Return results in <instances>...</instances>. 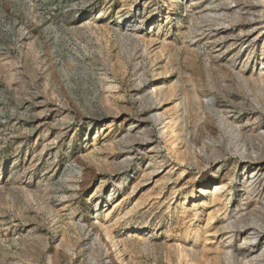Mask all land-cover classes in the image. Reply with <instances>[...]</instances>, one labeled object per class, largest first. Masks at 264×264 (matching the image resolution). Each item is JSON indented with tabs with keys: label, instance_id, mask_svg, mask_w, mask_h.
<instances>
[{
	"label": "rangeland",
	"instance_id": "1",
	"mask_svg": "<svg viewBox=\"0 0 264 264\" xmlns=\"http://www.w3.org/2000/svg\"><path fill=\"white\" fill-rule=\"evenodd\" d=\"M245 1L0 0V264H122L105 231L128 264H254L249 243L264 264V171L245 183L238 157L264 149Z\"/></svg>",
	"mask_w": 264,
	"mask_h": 264
},
{
	"label": "bare ground",
	"instance_id": "2",
	"mask_svg": "<svg viewBox=\"0 0 264 264\" xmlns=\"http://www.w3.org/2000/svg\"><path fill=\"white\" fill-rule=\"evenodd\" d=\"M235 1V0H233ZM247 3V7H245V11H244V14L243 15V20L244 21H241L239 24L243 25L246 27V30L245 31H241V33H246L249 34L252 30H255L256 28H263L264 27V10H260L258 14H255V9L257 8V6H259L261 3H258V2H254V0H246L245 1ZM262 9H264V2L262 4ZM233 9V10H232ZM220 11H226L225 13H223V15L225 14H229V17L231 16V20L235 21V22H238L237 19L240 18L241 14L240 11L244 10V7L242 9H239V10H234V8L231 6H227L226 4H224L222 6V8L219 9ZM218 9L214 8V9H211L209 8L208 11L210 12V14H214L216 15L219 11ZM228 11H230L228 13ZM204 11H202L200 14H202ZM126 16V15H125ZM203 16L204 17H210L208 14H204L203 13ZM123 20H126V18H118L115 22L118 23V22H122ZM213 20H219V18H214ZM263 25V26H262ZM217 34H219L217 32ZM211 100V99H210ZM27 120H31V118H26ZM235 131H237V126H235ZM240 132L237 131L236 134L237 135H240L239 134ZM257 147H255L256 149ZM239 150V153H238V157L243 161V162H246L245 160H247V162H249V164H255L257 165L256 168H258L259 170L256 172V173H250L247 175V179L245 181V183H247V181H251V180H254V182L256 181V179L259 177V175L261 173H263V168L260 164V162L262 161V159L264 158V149H257V150H261L260 152H258L257 150L255 152H258L255 153L253 151V148L251 149V151H247L246 149V146L245 145H241L240 148H238ZM252 152L256 155H253ZM248 167V166H247ZM249 169H251V167H249ZM224 185L222 183H217V184H214V187H213V190L211 191L212 192V200L211 202H216L218 200H220V196L218 194L219 191H223L224 192ZM199 191H201V189H199ZM188 196V199H191L193 197V194L190 193ZM262 207L264 208V205L261 204ZM261 222L264 223V220L261 218L260 219ZM239 221H237L236 218H233V221L231 222V226L234 227L237 225ZM229 227V226H228ZM139 227L138 226H135V229L137 230ZM241 233L243 235H248V234H256L257 231H259L257 228H255V226H241V229H240ZM104 238L105 240H108V248L109 250H111L113 252V255L116 256V257H123L124 259L121 260L122 264H128V261H127V257L125 255V252H124V249L122 247V240H119L116 236L110 234L109 232H104ZM253 239H256L255 237ZM246 248H248L250 250V252H248L247 254H243V259L246 260V261H250L254 264H259L261 262H263V259H262V254L261 253H258L259 252V249H260V246H255L251 243H249L247 246H245ZM261 252V251H260ZM249 258V259H248ZM247 262V263H248Z\"/></svg>",
	"mask_w": 264,
	"mask_h": 264
}]
</instances>
